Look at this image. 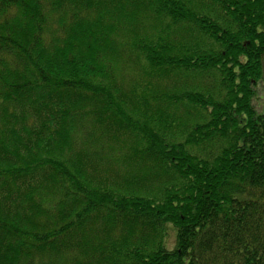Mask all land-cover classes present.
I'll use <instances>...</instances> for the list:
<instances>
[{"label": "trees", "instance_id": "1", "mask_svg": "<svg viewBox=\"0 0 264 264\" xmlns=\"http://www.w3.org/2000/svg\"><path fill=\"white\" fill-rule=\"evenodd\" d=\"M261 89L264 0H0V264H264Z\"/></svg>", "mask_w": 264, "mask_h": 264}, {"label": "rangeland", "instance_id": "2", "mask_svg": "<svg viewBox=\"0 0 264 264\" xmlns=\"http://www.w3.org/2000/svg\"><path fill=\"white\" fill-rule=\"evenodd\" d=\"M264 103V89H261L258 93V97L255 100V104L260 107ZM175 230L172 226L169 228V235L166 241V244L169 246V248H174L176 245V234Z\"/></svg>", "mask_w": 264, "mask_h": 264}]
</instances>
